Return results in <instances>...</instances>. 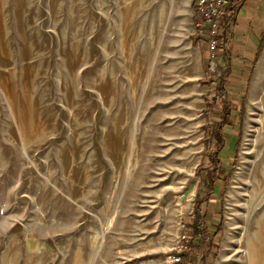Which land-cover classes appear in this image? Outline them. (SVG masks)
Listing matches in <instances>:
<instances>
[{"label":"rangeland","instance_id":"obj_1","mask_svg":"<svg viewBox=\"0 0 264 264\" xmlns=\"http://www.w3.org/2000/svg\"><path fill=\"white\" fill-rule=\"evenodd\" d=\"M192 1L0 0V264H166L197 214L183 264H264V34L211 58Z\"/></svg>","mask_w":264,"mask_h":264},{"label":"crops","instance_id":"obj_2","mask_svg":"<svg viewBox=\"0 0 264 264\" xmlns=\"http://www.w3.org/2000/svg\"><path fill=\"white\" fill-rule=\"evenodd\" d=\"M232 7L226 11L220 27L232 39L231 51L236 49L252 59L264 34V0H233Z\"/></svg>","mask_w":264,"mask_h":264},{"label":"built area","instance_id":"obj_3","mask_svg":"<svg viewBox=\"0 0 264 264\" xmlns=\"http://www.w3.org/2000/svg\"><path fill=\"white\" fill-rule=\"evenodd\" d=\"M230 9V0H193V35L204 41L211 58L219 48L220 21ZM183 244L176 254L168 255L166 264H183L182 253L188 251L189 236H182ZM179 252H182L179 254Z\"/></svg>","mask_w":264,"mask_h":264},{"label":"trees","instance_id":"obj_4","mask_svg":"<svg viewBox=\"0 0 264 264\" xmlns=\"http://www.w3.org/2000/svg\"><path fill=\"white\" fill-rule=\"evenodd\" d=\"M232 2H233V0H230V9L233 8L232 7ZM256 56H257V52L254 55L253 60L251 61V65L254 64ZM233 115L234 114H231L228 111V112L225 113V116L222 119H224V121L226 123H228V122H230V116L233 117ZM206 141H207L206 142V147H209V146L212 145L214 147V149H218L219 144L224 142V135L219 133V131L216 130V128H214L213 131H209ZM213 153H214V150H213ZM212 161H213V159H212ZM206 176H207L206 179L208 181L206 183H202L201 186H203L205 189L208 187L209 189L212 190L213 186L215 185V183L217 181L216 180L217 177H215V175H212V174H209V173H207ZM196 196L198 197V191L196 193ZM198 201H200V200H198ZM209 202H211V201L206 199L204 203L208 204ZM196 213H198L197 210H196ZM196 217H197V219L192 221V223L190 225H188V227L191 229V231H190L191 236L189 238L190 241H189L188 247L191 248V243H192V240H194V238L200 237V236L202 237V235H203V239L205 240L204 242L205 243L206 242L209 243V247H208V251H209V249L211 248V244L210 243L212 242V238H213L214 235L211 234L210 227L208 226L209 223L207 222L208 219L206 220V218L202 217V219L200 220V217H199L198 214L196 215ZM199 224L201 225V228L199 227ZM189 248H188V250H189ZM185 253H187V251L182 253V255H185Z\"/></svg>","mask_w":264,"mask_h":264}]
</instances>
